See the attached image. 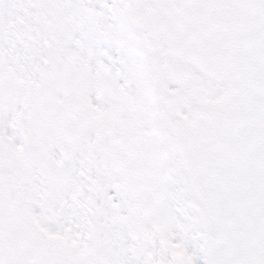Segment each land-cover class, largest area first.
Segmentation results:
<instances>
[{
	"label": "snow or ice",
	"instance_id": "6c2138e0",
	"mask_svg": "<svg viewBox=\"0 0 264 264\" xmlns=\"http://www.w3.org/2000/svg\"><path fill=\"white\" fill-rule=\"evenodd\" d=\"M0 264H264V0H0Z\"/></svg>",
	"mask_w": 264,
	"mask_h": 264
}]
</instances>
